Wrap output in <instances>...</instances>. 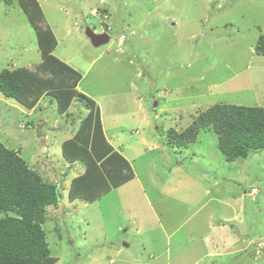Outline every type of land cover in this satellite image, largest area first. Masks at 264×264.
<instances>
[{"label":"rangeland","instance_id":"obj_1","mask_svg":"<svg viewBox=\"0 0 264 264\" xmlns=\"http://www.w3.org/2000/svg\"><path fill=\"white\" fill-rule=\"evenodd\" d=\"M37 1L43 13L27 0L34 10L33 26L53 31L57 45L52 53L81 75L79 91L105 105L116 103V110L108 113L122 119L116 143H134L143 132L163 144L165 136L173 148L172 165V151H181L188 154V167L234 175L236 184H228V192L224 189L220 196L238 202L236 220L227 222L225 230L239 241L242 236L253 239L248 249L230 254V246L220 245L217 232L199 239L198 250H192L196 243L188 239L185 227L194 219L185 227L181 223L188 217L187 207L170 194L158 196L159 190L148 182L152 170L161 178L169 174L162 152L153 149L132 161L138 179L91 203L79 199L73 206L65 203L57 214L47 210V264H182L185 250L204 257L203 264H264V150L228 161L212 129L201 130L199 141L186 147L168 142L170 131L186 130L217 103L264 108V56L256 52L264 35V0ZM89 27L108 32L110 41L94 46L86 34ZM42 62L35 29L20 1L0 0V71L37 70L45 78L52 71L41 69ZM77 106L79 110L70 108V118L86 114L85 107ZM144 114L149 125L140 123ZM65 118L48 97L29 110L0 93V141L43 181L55 182L48 168L60 169L62 175L66 164V134L54 128ZM152 159L161 166H151ZM153 208L161 210L154 215ZM222 211L233 215L231 203L222 205ZM173 227L177 232L170 237Z\"/></svg>","mask_w":264,"mask_h":264},{"label":"trees","instance_id":"obj_2","mask_svg":"<svg viewBox=\"0 0 264 264\" xmlns=\"http://www.w3.org/2000/svg\"><path fill=\"white\" fill-rule=\"evenodd\" d=\"M19 1L36 32L43 58L40 68L52 74L44 78L37 70L4 69L0 71V93L17 99L27 108L47 96L56 102L59 113H65L75 97L88 109L73 138L63 143L62 153L66 161L80 159L87 167L83 175L72 180L70 200L96 201L133 179L134 171L106 140L95 100L77 89L81 75L52 53L57 45L53 31L33 26L34 10L27 0ZM31 1L43 13L39 2ZM256 52L264 56V35L258 39ZM30 98L33 103L28 101ZM210 129L217 133L219 149L228 161L246 159L251 152L264 150V108L227 103L211 106L182 132L170 131L168 142L186 147L196 141L201 130ZM61 198L58 183L43 181L22 156L0 141V213L3 214L0 216V264L49 262L50 249L43 224L48 216L47 207L58 205Z\"/></svg>","mask_w":264,"mask_h":264},{"label":"crops","instance_id":"obj_3","mask_svg":"<svg viewBox=\"0 0 264 264\" xmlns=\"http://www.w3.org/2000/svg\"><path fill=\"white\" fill-rule=\"evenodd\" d=\"M77 89L79 90L78 86H77ZM46 97L47 96H43L42 98L39 99V101L34 107L28 108V109L34 110L38 106L41 99L46 98ZM48 98L50 101V97ZM75 98L73 99V102L68 108V110L65 113H60L66 117L63 120L64 123L56 124V127H54L58 131V133H61L62 135L66 134L64 141H67L73 138L78 128L80 127V123L82 119L88 113V109L86 108L87 111L84 117H79L77 119L75 117L70 118V115H72V112H70V108L73 106L79 110L80 106H77V105L81 104L77 102ZM95 102H96V105L99 107L101 121L103 125V132H104L106 140L109 142V144L113 147L115 151H117L125 160H127L132 170L134 171L135 178L138 179L139 175H138L136 168L132 164L133 160L134 161L137 160L139 157H141L142 153L147 150L159 149L162 152V157H164L166 160V163L163 162V164L165 165L164 171L166 173L169 172V174L167 177L161 178L158 171H157V174H155L154 170H152L149 175L148 182H150L152 185H154V187L157 190H159L158 196L164 195V194H170L172 195L171 197L174 198V200L180 201L184 205V207H187V210L184 216H187L188 214V217L181 223L183 224V227H185L191 220L193 221L194 219L193 223H190L187 228L185 227L186 235L188 239L191 238L196 243L191 248L192 250L194 251L198 250L197 248L199 247L197 246V241L199 239L202 240L204 236L212 235L217 232L219 233L218 240L220 242V245L222 242L230 246V250L228 252L226 251V253L231 254V252L233 253L242 252L243 250H246L248 249L249 246H251L250 245L252 244L251 240L253 239H250L249 241H247L242 236L240 239L241 241H239L236 235L225 230V225L227 222L236 220L235 219L237 217L236 206L238 205V202L231 201L228 197H227L228 199H226V198H221L220 196L222 195L224 196L225 194L224 189H226V193L228 192V184H232L233 182L234 184H236V177L234 175L232 176V174H227L223 176L221 171L218 172L217 174V173H214V171H212L211 168L200 170V169H197L194 166V164H191L190 167H188L189 162L184 164L185 160L187 162L188 154L184 155V152H181V151L179 153L172 151V153L176 156V160H175L176 162L172 165V162H174V160L171 159L170 152L173 148H171L167 144V142L165 141V136L163 139V144H160L157 140V136H151V135L147 136L143 132L139 133V131H137V134L138 133L139 135L142 134V136H139L138 139H136L134 143H128L127 145H125V142H122L121 144L116 143L117 142L116 133L122 128V119L116 114H113L112 116L108 115L110 110L112 111L116 110V103L105 105L103 101L100 99H98V101H95ZM51 103H54L56 105V102H51ZM81 106L83 105L81 104ZM56 109H57V105H56ZM142 118L143 119L141 120L140 123L144 124L146 122L147 125H149L150 122L149 120L146 119V114H144ZM76 124H77V127L74 129V126ZM198 141L199 140H196L195 143H197ZM45 143H47V141H45ZM193 151L194 149L192 150V152ZM62 157L64 156L62 155ZM155 164H156V168L161 166L158 160L152 159L151 166H154ZM50 169L48 168V174L50 173L51 175H53V177L57 178V180H55L54 183H58V184L60 183L59 187L61 190L62 198L58 205L56 206L50 205L47 207V210L52 213L57 214L58 211L62 208V206L65 205V203H67V205L73 206L75 205L76 201H78L79 199L82 200L81 198L70 200L68 196H69V191H70L72 180L76 177L83 175L86 172L87 167L85 163H83V161L79 159L73 162L66 161L64 169L61 170L62 175H61V172H59L60 169H56V168L52 170ZM125 184L126 183L118 187H114L109 192L113 190H118L121 187H123ZM109 192L103 194L102 197H105ZM245 192L247 194V190ZM199 199H201L202 201L200 202ZM196 202L197 204L193 205V203H196ZM210 202H212L211 207L208 206ZM88 203H91V202H88ZM150 203H152V206L155 205L153 202H150ZM228 203H231V207L233 208V215H229V216L228 214H225L222 211V205H227ZM243 208H244L243 204H240L241 211H243ZM160 210L161 208H153L154 215L157 214ZM202 211L204 212L202 215H200ZM195 213H198L196 217H195ZM178 222H180V220ZM217 222H220L219 224H222V226L219 227V225H217ZM137 231L139 232L140 228ZM163 231L166 232L164 228H163ZM176 232H177V228L173 227L171 228L170 233L168 232V235L170 234V237H171ZM237 243L243 245L244 247L242 246L241 248L237 249L236 247ZM214 246L218 248V245L214 244ZM231 247H232V250H231ZM185 252L186 253L189 252L190 254L189 255H187L186 253L183 254L182 264H203L204 257L200 256L199 258H196V257H193L194 254L192 252L188 250H185ZM189 258H194L195 260L193 262L188 263Z\"/></svg>","mask_w":264,"mask_h":264},{"label":"water","instance_id":"obj_4","mask_svg":"<svg viewBox=\"0 0 264 264\" xmlns=\"http://www.w3.org/2000/svg\"><path fill=\"white\" fill-rule=\"evenodd\" d=\"M86 34L90 38L92 44L96 47L107 44L111 39L108 32H96L90 27L86 29Z\"/></svg>","mask_w":264,"mask_h":264}]
</instances>
